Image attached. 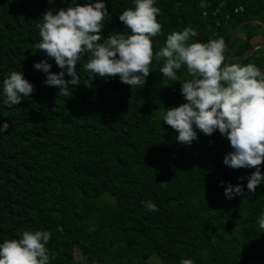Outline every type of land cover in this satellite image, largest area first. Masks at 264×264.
<instances>
[{"label":"trees","instance_id":"1","mask_svg":"<svg viewBox=\"0 0 264 264\" xmlns=\"http://www.w3.org/2000/svg\"><path fill=\"white\" fill-rule=\"evenodd\" d=\"M103 2L108 15L101 35L130 34L119 16L134 0ZM69 6L73 0H0V126L10 125L0 134V243L20 239L25 230L49 231L50 264H148L154 258L158 264H264V230L257 223L264 188L249 193L250 169L234 176L223 163L228 139L218 130L210 136L197 131L191 145L179 144L170 126L153 118L155 110L186 103V66L177 71L181 82L169 80L168 86L161 83L163 62L153 60L142 88L118 76L93 78L87 87L84 56L77 63L81 84L67 97L46 86V74L34 63L47 59L53 73L61 69L35 48L37 25L45 11ZM154 6L162 25L152 38L154 51L186 27L197 33L190 42L222 38L227 50L239 24L264 21V0H155ZM260 43L264 28L245 26L229 58ZM249 63L264 72V49L239 64ZM13 71H21L34 91L9 107L3 80ZM228 184H242L243 196L227 199ZM146 201L158 211H149Z\"/></svg>","mask_w":264,"mask_h":264},{"label":"clouds","instance_id":"2","mask_svg":"<svg viewBox=\"0 0 264 264\" xmlns=\"http://www.w3.org/2000/svg\"><path fill=\"white\" fill-rule=\"evenodd\" d=\"M61 8L56 14L45 11L42 23L38 24L41 41L35 45L49 59H54L61 69L51 71L47 59L34 63L36 70L46 74V86L57 87L58 96L69 95V89L81 84L77 63L87 56L82 65L88 73L84 85L99 77L120 78L121 83L131 88H142L150 75L153 60L159 64L166 81H180L177 71L186 66L191 77L181 82V94L186 103L166 109L163 121L178 133L177 141L191 145L197 131L212 135L215 131L225 136L232 151L224 156L223 163L232 169H255L248 177L247 190L255 193L264 181L261 165L264 164V72L256 65L225 63V42L210 39L207 43L190 42L197 35L190 27L173 31L158 51H154L152 38L161 34L162 25L157 16L160 9L155 0H134V7L124 10L119 20L130 34L117 33L101 35L104 19L108 15L103 0L96 3L76 4ZM103 41V42H101ZM71 79H65V76ZM71 86V87H70ZM33 85L24 78L21 71L11 72L3 80V103L9 107L19 105L22 97H29ZM10 125L4 122L0 134L8 131ZM223 183V182H221ZM244 186L228 184L225 197L229 200L243 196ZM152 212L158 211L151 201L142 202ZM264 230V213L257 220ZM58 231L63 229L58 227ZM49 231L25 230L20 239L0 243V264H50ZM180 264H193L183 259Z\"/></svg>","mask_w":264,"mask_h":264},{"label":"rangeland","instance_id":"3","mask_svg":"<svg viewBox=\"0 0 264 264\" xmlns=\"http://www.w3.org/2000/svg\"><path fill=\"white\" fill-rule=\"evenodd\" d=\"M166 114V109H159V110H155L154 112H153V118H155V119H163V116ZM170 136H171V138H173L176 142H178L177 141V139H176V137L178 136V133L177 132H175L174 130H171L170 131ZM179 143V142H178ZM179 144H181V143H179ZM232 151V148H231V146L229 147V149H228V153L229 152H231ZM242 168H240V169H232L231 168V173H232V175H234V176H236V175H238L239 173H240V170H241ZM245 169H247V168H245ZM250 171H251V173L253 172V171H255V169H250ZM261 172H262V174H264V168H263V165H261ZM257 188H264V181H262L261 182V184L257 187ZM103 200L106 202V203H108V204H113V200L110 198V196H108V195H103ZM76 256H77V259L79 260V261H82V251H81V247H78L77 248V253H76ZM148 264H158V259L157 258H154V259H152L151 261H149V263Z\"/></svg>","mask_w":264,"mask_h":264},{"label":"water","instance_id":"4","mask_svg":"<svg viewBox=\"0 0 264 264\" xmlns=\"http://www.w3.org/2000/svg\"><path fill=\"white\" fill-rule=\"evenodd\" d=\"M249 25H259V26H262L264 28V21L262 20H249V21H245L241 24H239L235 29L234 31L232 32V35H231V39H230V44L225 52V56H226V59L228 62H235V63H240V62H243V61H246L248 60L256 51L260 50V49H264V43H260V44H257L255 46H253L243 57L241 58H235V59H231L229 58V52L232 48V44H233V41L237 35V33L245 26H249Z\"/></svg>","mask_w":264,"mask_h":264}]
</instances>
